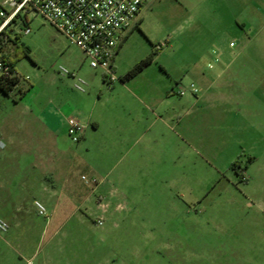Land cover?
I'll return each mask as SVG.
<instances>
[{
	"label": "rangeland",
	"instance_id": "rangeland-1",
	"mask_svg": "<svg viewBox=\"0 0 264 264\" xmlns=\"http://www.w3.org/2000/svg\"><path fill=\"white\" fill-rule=\"evenodd\" d=\"M248 5L253 24L242 31ZM137 24L115 56L113 82L40 16L18 17L1 36L12 43H0V59L1 49L14 54L20 82L9 96L0 90V191L5 198L10 191L34 229L0 237V264H264V92L256 89L251 116L238 118L230 67L223 87L207 95L227 101L217 109L194 103L207 92L189 72L197 62L210 76L216 70L206 64L217 55L264 54V0H158ZM150 55V65L122 81ZM255 62L264 68V58ZM60 67L85 79L86 93ZM260 77L252 76L258 85ZM147 95L159 100L155 113L164 121L152 132L137 120ZM14 100L32 112L15 110ZM46 105L84 123L86 140L73 143L67 129L45 133ZM12 117L13 127L4 123ZM143 130L152 140L140 138Z\"/></svg>",
	"mask_w": 264,
	"mask_h": 264
},
{
	"label": "built area",
	"instance_id": "built-area-1",
	"mask_svg": "<svg viewBox=\"0 0 264 264\" xmlns=\"http://www.w3.org/2000/svg\"><path fill=\"white\" fill-rule=\"evenodd\" d=\"M154 0H6L1 8L0 33L10 27L15 20L30 15L40 16L51 24L58 33L83 53L90 67L101 69L107 82L116 80L113 74V62L117 51L123 44L130 30L136 25L141 10ZM30 32L29 28L24 31ZM234 46V43H231ZM209 68H213L209 65ZM59 74L74 79L73 88L86 93L88 82L82 77L60 67ZM11 68L0 59V77L13 78ZM190 92L197 93L194 84ZM180 91L179 95H183ZM67 133L73 143H80L85 135L86 125L74 116L64 117ZM5 147L0 141V151ZM85 179V177H83ZM38 215L47 217V208L35 201ZM98 226L104 225L102 218L96 221ZM9 231L8 223L0 219V234Z\"/></svg>",
	"mask_w": 264,
	"mask_h": 264
},
{
	"label": "crops",
	"instance_id": "crops-1",
	"mask_svg": "<svg viewBox=\"0 0 264 264\" xmlns=\"http://www.w3.org/2000/svg\"><path fill=\"white\" fill-rule=\"evenodd\" d=\"M6 0H0V5L5 2ZM158 0H154L152 3L147 4L146 6L143 7V9L140 12V15L137 18L136 24L141 20L142 12L145 9L151 8L154 3ZM252 8L248 5L244 11L242 12L241 18L238 21L237 25L239 28L242 29V31L245 30V28L249 25L253 24V18L250 16L251 15ZM9 28V27H8ZM7 29H5V34L7 33ZM8 39L6 42L3 44V46L7 45V43H12L11 42V37L8 36ZM234 47V46H233ZM2 48V47H1ZM1 55L4 57H12L13 53L8 55L5 52H2L1 49ZM264 58V54H253L251 52H238L234 54L231 58H229L227 55H217L215 59L210 60L207 62L206 66L208 67L209 65H212L213 68H210L211 70H216L215 72H210V76L206 75L205 73H201L198 70V63L192 64V67H190L189 72H192L195 76H197V81L200 83L201 87L204 89V92H207L205 95L201 96L200 98L194 100V103H200V102H208L211 105L209 106L210 108L216 107V109L222 105V103H227V101L223 100L220 95L214 96L215 98H208L211 90H218L222 88V84H220L219 80L221 78V75L227 71V69L230 67L232 71V75L235 77L236 82H234L231 85V90H232V96H231V101L230 103L233 105L232 112H234L235 116L240 118H246L251 116V108L255 106L256 103V98H255V92L256 89H260V91L264 92V68L259 67L258 63L255 62V60L258 58ZM117 57V56H116ZM113 62V68L115 64V60ZM230 59V61L228 60ZM215 63L218 65L216 66ZM219 67V68H218ZM16 69V68H15ZM209 69V68H208ZM209 70V71H211ZM17 72V71H16ZM254 74H257L260 77L258 80H260V84H256L254 80H257L256 78H252ZM104 78V77H103ZM254 79V80H253ZM105 80V79H104ZM15 89V88H13ZM12 89V90H13ZM12 92V91H11ZM146 92L150 93L148 89H146ZM27 93V92H26ZM22 96L21 99H23L26 95ZM10 94V93H9ZM208 95V97H207ZM148 99H142L139 102V109H140V114L137 117V120L139 121L138 123H142L144 126V122L146 121V127L149 132H152L153 129L156 127L157 123L160 121H163V117L159 116L155 112L159 108V100L150 98L149 95H147ZM207 97V98H206ZM208 100V101H207ZM14 109L19 108L22 106V109L25 112H32L31 109L27 105L23 104H18L16 100H14ZM229 102V101H228ZM191 104V103H190ZM155 108V110H154ZM16 110V109H15ZM14 110V111H15ZM191 110H188V113H190ZM221 113V112H220ZM41 115V120L43 127H45L46 132L48 134H54L58 133L62 129H67L66 124L64 122V117L59 116L58 110L56 107L48 106L46 105L45 107L40 110ZM219 112L216 110L215 115H218ZM220 115V114H219ZM175 115L173 114L172 116L168 117L169 119L174 120ZM89 124L92 125L93 130H98L100 128L99 121L88 119ZM15 118L12 117L11 119L8 118L6 122L4 123H9L11 124V127L14 126L15 124ZM141 126V128H142ZM5 128V126H4ZM3 128V130H5ZM1 129V127H0ZM131 128L129 126H125L124 131L129 132ZM86 132V131H85ZM5 133V131H4ZM146 135L145 131L143 130L141 133L140 138H142ZM153 134V133H152ZM7 135V134H6ZM147 136V135H146ZM145 139L149 142L152 140L150 139L149 136L145 137ZM13 140L12 135H8L7 141L10 143ZM82 140H86V134L84 135ZM1 141V140H0ZM6 148V143L3 141ZM4 149L0 151V157L2 156ZM7 196L6 198L3 197L5 191H0V219L5 220L9 224V231L6 234H0V237L4 235V239H19L20 236L23 235H28L29 233L33 232V227L31 226L30 223H27L25 220V212H23V208L21 204H17L14 201H9L11 193L10 191H6ZM23 214V215H22ZM26 250L28 252H34L33 248L30 246V242L28 240L25 241L24 244ZM32 254V253H31ZM36 256V253L32 254V258Z\"/></svg>",
	"mask_w": 264,
	"mask_h": 264
},
{
	"label": "trees",
	"instance_id": "trees-1",
	"mask_svg": "<svg viewBox=\"0 0 264 264\" xmlns=\"http://www.w3.org/2000/svg\"><path fill=\"white\" fill-rule=\"evenodd\" d=\"M138 26V24H136ZM5 34V30H3L0 33V43L4 44L3 39H1V36ZM15 44V43H13ZM118 52V51H117ZM14 55V54H13ZM3 61L8 64L11 68V73L15 74L13 78H7L4 79L0 77V90L7 96H9V93L12 91V89L20 82V77L15 69V61L12 60L10 57H4L2 56ZM153 60V55L148 56L146 59L141 61L138 65H136L131 71H129L123 78L122 81H127L131 78H133L135 75H137L139 72H141L145 67L150 65ZM252 161V158L249 159ZM231 169L234 170L237 174H240L241 167L240 163L238 161H234L231 165Z\"/></svg>",
	"mask_w": 264,
	"mask_h": 264
}]
</instances>
